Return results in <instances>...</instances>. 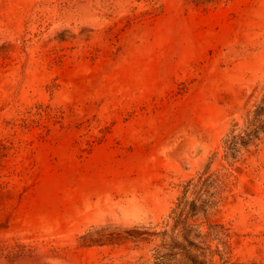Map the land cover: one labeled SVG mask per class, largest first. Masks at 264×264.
<instances>
[{
	"label": "rangeland",
	"instance_id": "rangeland-1",
	"mask_svg": "<svg viewBox=\"0 0 264 264\" xmlns=\"http://www.w3.org/2000/svg\"><path fill=\"white\" fill-rule=\"evenodd\" d=\"M0 264H264V0H0Z\"/></svg>",
	"mask_w": 264,
	"mask_h": 264
},
{
	"label": "trees",
	"instance_id": "trees-1",
	"mask_svg": "<svg viewBox=\"0 0 264 264\" xmlns=\"http://www.w3.org/2000/svg\"><path fill=\"white\" fill-rule=\"evenodd\" d=\"M257 114H258V112H257Z\"/></svg>",
	"mask_w": 264,
	"mask_h": 264
}]
</instances>
